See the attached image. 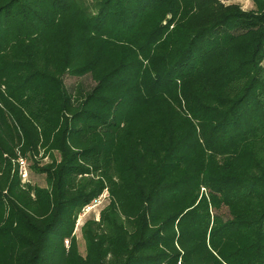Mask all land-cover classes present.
<instances>
[{
	"label": "trees",
	"instance_id": "obj_1",
	"mask_svg": "<svg viewBox=\"0 0 264 264\" xmlns=\"http://www.w3.org/2000/svg\"><path fill=\"white\" fill-rule=\"evenodd\" d=\"M224 1L0 0V264H264V0Z\"/></svg>",
	"mask_w": 264,
	"mask_h": 264
},
{
	"label": "rangeland",
	"instance_id": "obj_2",
	"mask_svg": "<svg viewBox=\"0 0 264 264\" xmlns=\"http://www.w3.org/2000/svg\"><path fill=\"white\" fill-rule=\"evenodd\" d=\"M232 1H234V0H232ZM225 2L229 3V2H231V0H225ZM238 2L241 3L240 5L242 6L243 9H245V10L249 9V6H248L249 3L247 4L246 0H240ZM64 84H65L68 92L73 93V92H75L77 86L81 87L84 90H88L91 87L92 82H91L89 77H83L82 79H77V78L65 76L64 77ZM45 162H47V161H45ZM28 166H30V163H28ZM29 170H30L29 171V179L31 181V184L37 185L40 187H44L45 186L44 177L39 175L38 173H36L34 170H31V169H29ZM106 204H107V202L103 200L101 203V206L95 208L94 210L89 211L88 213H86V215L84 217L82 216V217L78 218V223H77L78 226L75 230V234H76L75 238H77V241H78V245L80 248L79 252H81L82 254H84V242L80 238L81 237L80 226L84 222L85 219H90V218H96L97 219L99 210L102 208V206H104ZM222 214L225 216V212H223Z\"/></svg>",
	"mask_w": 264,
	"mask_h": 264
},
{
	"label": "built area",
	"instance_id": "obj_3",
	"mask_svg": "<svg viewBox=\"0 0 264 264\" xmlns=\"http://www.w3.org/2000/svg\"><path fill=\"white\" fill-rule=\"evenodd\" d=\"M19 175H20V177L24 183L28 181V179H29L28 163L23 159L19 160ZM104 198H105V195L100 196V198L96 201V203L87 207V209L83 210L81 215H79V218L82 216L84 217L86 215V213H88L89 211L94 210L95 208L101 206V203H102ZM77 223H78V220H77ZM77 226H78V224H77Z\"/></svg>",
	"mask_w": 264,
	"mask_h": 264
},
{
	"label": "crops",
	"instance_id": "obj_4",
	"mask_svg": "<svg viewBox=\"0 0 264 264\" xmlns=\"http://www.w3.org/2000/svg\"><path fill=\"white\" fill-rule=\"evenodd\" d=\"M238 1H240V0H234V1L231 0V2H229V3H227V4H231V3H233V4H239V5H240L241 3L238 2ZM246 1H247V4L249 3L248 6H249V9H250V8H251V6H250V5H251V2H250V0H246ZM224 2H225V1H224ZM240 6H241V5H240ZM241 7H242V6H241Z\"/></svg>",
	"mask_w": 264,
	"mask_h": 264
}]
</instances>
